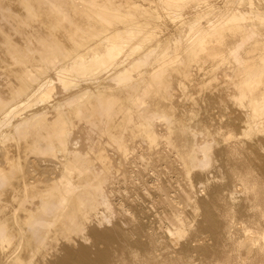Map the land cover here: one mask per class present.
<instances>
[{
  "label": "bare ground",
  "instance_id": "obj_1",
  "mask_svg": "<svg viewBox=\"0 0 264 264\" xmlns=\"http://www.w3.org/2000/svg\"><path fill=\"white\" fill-rule=\"evenodd\" d=\"M216 82L213 127L194 95ZM227 127L264 167V0H0V264H72L100 237H136L144 195L168 239H197ZM235 178L232 216L256 187Z\"/></svg>",
  "mask_w": 264,
  "mask_h": 264
},
{
  "label": "rangeland",
  "instance_id": "obj_2",
  "mask_svg": "<svg viewBox=\"0 0 264 264\" xmlns=\"http://www.w3.org/2000/svg\"><path fill=\"white\" fill-rule=\"evenodd\" d=\"M216 83L213 87H217L216 89H209L212 92L204 89L202 92L198 91L200 95L197 92V95H194L201 120L213 123V127H217L226 109V102L223 101L224 88L219 82ZM225 122L224 120L223 123ZM222 136L224 140L221 146L224 157L220 161V168L226 173H224L226 178L215 180L207 186L208 188H205L204 193L213 213L203 233L196 236L197 239L192 238L190 242L186 239L172 242L157 226L160 224L159 207H154L157 211L153 209L151 197L144 195L148 198L144 199L141 196V199L139 196L135 202L131 200L135 196L129 197L131 195L129 193L127 196L129 198L121 197L122 200H125L124 203L127 201L126 204H128L132 201V206L135 203L138 206L144 203L143 207L139 206L140 211H144L145 214H142V223L139 221L141 224L137 226L141 233L135 235L136 237L131 234L133 238L127 234L126 239L120 234L100 237L94 247L97 252L92 250L93 253L89 252L88 257L85 255V259L82 257L81 262L78 259H73L72 264H264V248L252 249L249 243L245 242L241 228V224L246 223L261 237L263 236L264 167L260 166L253 157L255 153H252L251 150L254 147H251L254 144L249 142V139H244V136L241 138L234 127L224 128ZM235 174L239 177L243 176L249 182H254L256 187L252 193H248V199L238 205L235 216H232L227 193L233 189L232 184L236 180ZM257 190L260 195L259 205L252 199ZM119 195L117 196L119 197ZM146 199L148 200L146 201ZM140 200L142 202L144 200V202L142 203ZM154 210L158 212V215ZM199 211L198 214L201 212ZM263 240L264 238L261 239V241Z\"/></svg>",
  "mask_w": 264,
  "mask_h": 264
}]
</instances>
